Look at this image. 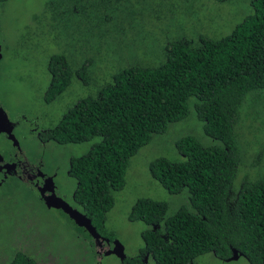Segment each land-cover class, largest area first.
<instances>
[{
	"label": "trees",
	"instance_id": "1",
	"mask_svg": "<svg viewBox=\"0 0 264 264\" xmlns=\"http://www.w3.org/2000/svg\"><path fill=\"white\" fill-rule=\"evenodd\" d=\"M8 2L0 0V8ZM191 2L42 0L25 25L20 48L2 55L0 78L15 80L8 62H22L43 39L57 44L47 55L42 51L49 78L42 94L46 101L75 81L87 85L97 52L105 63L113 62L110 80L66 107L53 123L55 115L46 132L55 145L91 142L84 153L68 158V168L76 182L74 201L97 229H105V214L123 185L129 158L153 134L185 119L191 100L203 134L215 144L177 137V157H158L147 167L167 192L186 194V208L168 213L164 202L138 198L128 218L159 225L154 232L144 228L142 235L162 262L186 264L212 249L223 257L231 246L249 264H264V171L259 176L255 163L259 147L264 149V0H209L214 11L225 13L226 33L212 31L207 22L181 28L178 20L183 24L206 15L204 5L187 13L200 5ZM162 31L174 36L162 42ZM149 36L152 46H143ZM138 55L156 62L142 63ZM246 153L255 175L238 182ZM26 254L11 251L0 264H36Z\"/></svg>",
	"mask_w": 264,
	"mask_h": 264
},
{
	"label": "rangeland",
	"instance_id": "2",
	"mask_svg": "<svg viewBox=\"0 0 264 264\" xmlns=\"http://www.w3.org/2000/svg\"><path fill=\"white\" fill-rule=\"evenodd\" d=\"M193 1L190 3L191 5ZM197 1L200 5L192 10L190 9L187 13L198 11L199 7L203 10L204 5L206 7L204 19L200 20L196 15L187 23L183 22L182 24L178 20L181 28L184 25L189 28L207 22L212 31L226 33L229 27L225 23L227 21L225 13L223 11H214L213 5L209 0ZM41 3L42 0H9L4 8H0V24L3 30V37L0 38L2 48L19 47L26 33L25 25L29 21L30 16L40 10ZM172 24L170 23V25ZM161 33L162 42L166 41L165 38L168 35L174 36L173 33L168 31H162ZM147 44L151 45V36L147 37L145 42L142 43L143 46ZM56 46L57 44L51 39H43L40 42L37 41L35 47L29 48L36 50L28 52L27 58H22V62H8L9 71L15 76V80L13 84L0 80V104L6 110L10 120H17V117L21 119V116H25L26 119L36 117L39 127L51 126V119L55 115L57 116L53 119V123L56 122L66 107L78 98L93 96L101 85L110 80L113 62L108 60L105 63L100 59L103 56L101 52H97L92 55L91 74L89 73L90 81L87 85L75 81L60 94L46 101L43 99L44 96L42 94L49 78L46 71L44 53L47 55V52ZM124 47L127 46H121V48ZM138 56V61L142 63L153 64L156 62V58L153 56H148L149 58ZM72 59H76V56H72ZM188 106L189 114L185 119L170 124L165 132L153 134L150 141L141 146L129 158L124 173L123 185L115 191L113 195L114 201L105 214V230L109 231L108 234L112 232L117 236L128 247L129 252L140 246L139 231L144 226L141 221H130L128 218V213L138 198L164 202L168 213L187 206V198L184 192L171 194L149 175L148 163L158 157L174 160L177 157L174 140L180 136H194L203 145L215 144V140L203 134L201 122L194 113L191 100ZM17 130L19 132H16L15 136L19 139L21 149L26 153L25 156L30 158L40 154L41 148L34 141L33 136L21 126L17 127ZM240 140L238 141L239 143ZM90 143V141H86L63 146L51 143L52 145H47L44 148L43 161L49 170L56 165L62 169L66 166L69 157L84 153ZM9 148L7 141L0 138V149L7 150ZM252 148L251 143H248L246 146L247 152ZM250 154L252 155V153ZM255 156V163H258V167H260L258 172L260 176L261 170L264 171L263 146L259 147ZM247 161L248 153L242 158V167L237 169L238 182L245 176L250 180L255 175V168L248 167ZM59 179L69 189L74 188V180L66 177L63 172H61ZM24 219L27 220V223L21 226ZM36 230L40 234H37ZM20 242L24 244L26 255L37 262L38 259L43 258L38 257V255L45 253V250H47V255L53 253L57 256L53 264L56 262H58L57 264H78L74 258L79 259V263H81V253L74 254L81 248V241L79 237H76L74 225L61 214L55 211H47L37 200L35 193L28 187L15 185L9 191L0 189V244L4 245L0 247L1 263L8 260L11 251H15L16 247L14 245ZM87 256L84 262L87 261V263L93 264L92 257ZM206 257L204 259H207ZM224 264H247V262L240 256L237 260Z\"/></svg>",
	"mask_w": 264,
	"mask_h": 264
},
{
	"label": "flooded vegetation",
	"instance_id": "3",
	"mask_svg": "<svg viewBox=\"0 0 264 264\" xmlns=\"http://www.w3.org/2000/svg\"><path fill=\"white\" fill-rule=\"evenodd\" d=\"M14 48L1 47L0 43V60L2 55L8 53L10 50ZM15 62V61H14ZM3 69V66L0 65V71ZM0 80L4 81L3 78ZM13 84V81H6ZM47 86V85H46ZM5 89V84H4ZM0 109L4 110L8 120L12 123V133L16 134L19 132L17 127L21 126L25 128L30 135L33 136L34 141L38 144L40 149V154L34 157H26L20 146L19 139L15 136L18 148L16 149L11 141L7 138V135L3 132H0V138H3L7 141L9 145V149L2 150L0 149V189H4L9 191V189L15 185H22L28 187L32 190L37 200L47 211H55L62 216H64L68 221H70L74 227L76 226L73 221L68 218V216L62 212L58 208L46 207L42 196L49 194L48 186L52 187L54 194L60 198H62L65 202H67L71 208H74L76 211L81 212L80 207H78L77 203L74 201V188L69 189L64 183L60 182L59 176L61 172L65 174L66 177H69V159H67L66 168L60 169L59 166H54L51 170L48 169L45 162L43 161V152L44 148L47 145H52L50 138L46 136V132L49 130L47 127H39L37 124V118L33 119H25L24 116H21V119L16 118L17 120H10L6 110L1 106ZM0 125H4L2 121H0ZM60 146V145H58ZM52 182V183H51ZM75 182V181H74ZM76 183V182H75ZM43 191V192H42ZM64 191V192H63ZM5 193V192H4ZM85 215V214H84ZM86 217V216H85ZM90 221L91 226L94 228L96 233L99 234L98 238H93L82 226H76L80 229L76 230V237H79L81 241L80 250L74 252V254L81 253L80 259L81 263H79V259L74 258L76 263L78 264H89L85 261L87 259V255L92 257L93 264H170V262H162L164 258L155 255L156 249L154 245L148 243L144 240V236L142 235L144 232V228L150 229L153 232L159 228L158 224H150L141 221L143 228L139 231V239L141 240L140 246L134 248L133 251L129 252L128 247L124 245L122 241L118 239L112 232L108 234L109 231H106L103 228V225L100 229L92 223L89 217H87ZM23 219V218H22ZM130 222V221H129ZM27 223V220H22V225L24 226ZM19 227V226H17ZM36 228V226H34ZM37 234H40L38 230ZM48 236V235H46ZM158 236L165 240V235L162 231L158 233ZM117 238L118 244H113ZM129 243V242H128ZM16 248L14 250L25 251L24 244L22 242L16 243L14 245ZM230 249V254L226 256H218L217 253L212 249L209 253L205 254H197L195 257L189 258L186 264H224L227 262H232L240 257V254L236 251L237 256L232 257L231 246H228ZM236 250V249H235ZM48 251L45 250L38 257H43L42 259H38L36 264H53V261L57 258L55 254L47 255ZM55 256V257H54ZM207 256V257H206ZM207 259H204V258ZM180 264L179 261H176ZM56 262L55 264H57ZM247 264L249 262L247 261Z\"/></svg>",
	"mask_w": 264,
	"mask_h": 264
},
{
	"label": "water",
	"instance_id": "4",
	"mask_svg": "<svg viewBox=\"0 0 264 264\" xmlns=\"http://www.w3.org/2000/svg\"><path fill=\"white\" fill-rule=\"evenodd\" d=\"M0 121L4 123V125H0V132H3L7 135V138L11 141L12 145L17 149L18 143L17 140L12 133V123L8 120L6 113L4 110L0 109ZM52 183V182H51ZM49 194L43 195V201L46 207L58 208L62 212H64L68 218H70L76 226H82L84 229L93 237L98 238L99 234L96 233L94 228L91 226L90 221L84 214L76 211L74 208H71L70 205L65 202L62 198L56 196L52 190V187L48 186ZM43 192V191H42ZM116 247L118 244L117 240L113 243ZM232 257H236V250L231 248Z\"/></svg>",
	"mask_w": 264,
	"mask_h": 264
}]
</instances>
